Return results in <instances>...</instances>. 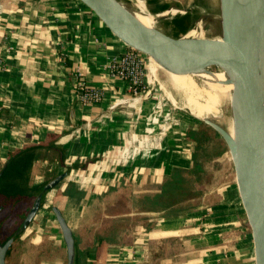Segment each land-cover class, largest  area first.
<instances>
[{"label": "crops", "instance_id": "0c3cea01", "mask_svg": "<svg viewBox=\"0 0 264 264\" xmlns=\"http://www.w3.org/2000/svg\"><path fill=\"white\" fill-rule=\"evenodd\" d=\"M126 50L79 0H0V171L33 148L30 188L65 174L13 240L6 264H67L52 207L72 232L74 264H252L235 182L178 215L155 207L165 180L193 166L195 130L151 87L133 95L108 75V60ZM77 70L103 91L101 102H78ZM117 219L126 224L111 232Z\"/></svg>", "mask_w": 264, "mask_h": 264}, {"label": "water", "instance_id": "95a60500", "mask_svg": "<svg viewBox=\"0 0 264 264\" xmlns=\"http://www.w3.org/2000/svg\"><path fill=\"white\" fill-rule=\"evenodd\" d=\"M79 1L127 49L145 62L151 63L150 58L156 62L160 66L156 71L193 74L220 67L230 76L234 136L210 120L202 122L225 142L247 222L252 264H264V0H219L220 33L202 38L186 36L196 23L173 37L156 27L142 26L127 12L128 5L119 0ZM197 23L203 33L201 21ZM64 177V173L59 174L43 185L13 234L0 241V264H6L15 237L32 223L44 193L55 189ZM51 210L65 245L67 264H74L72 232L60 211L55 207Z\"/></svg>", "mask_w": 264, "mask_h": 264}, {"label": "rangeland", "instance_id": "374dc122", "mask_svg": "<svg viewBox=\"0 0 264 264\" xmlns=\"http://www.w3.org/2000/svg\"><path fill=\"white\" fill-rule=\"evenodd\" d=\"M119 1L128 5L129 7L134 8L135 0ZM142 1L144 3L145 0ZM148 3L151 4L148 5ZM160 4H165V6L162 7V9L164 10H168L169 8L176 10L175 12L167 13L165 17L158 18L155 24L156 28L160 29L167 35L176 37L179 35V33L185 32L190 27V25L193 26L199 21H201L200 25L202 26V35L204 37H215L219 35V0H151L144 5L148 12H150L149 9L155 12L159 9L157 6H159ZM186 9L189 10V13L187 14H189L190 18L187 17V19L188 21H190V23L187 22V19H185L186 21H179L182 18L181 15L185 14L184 11ZM173 19L177 20L175 24L172 23ZM173 26L175 27V29H173ZM146 64H149V62L146 61ZM208 71L215 72L217 71V69L215 67H210L208 68ZM157 75L160 80H165L167 78V76L164 75V72H161L160 70L157 71ZM149 80V86L146 87V85H143V88L136 95H140V93L146 92V90L151 87L152 89L150 90V93L153 92V96L157 93V98L160 96L161 102L163 104H166V108H168L170 111H173L174 113H178L179 115L183 114V116L185 115L187 116V118H190L193 123V127H191L190 129L193 131L195 130L194 134L192 133V152L193 159L199 164L200 167L199 169H197V167L192 166L191 169L184 174L183 187L185 188L187 195H185L186 199L181 203L179 208H177L183 209L181 210V212H184L186 211V209H188L187 207H190L191 205H193V208L197 206V203L200 201V199L204 197L206 198L204 194L207 193L211 188L220 185H234L233 166L225 142H223L220 136L213 130H209L205 126H203L202 121L191 117L186 109L180 110L173 107L165 98L163 93L159 90L158 83L152 79ZM197 83L201 85L200 82ZM178 100L182 102V99L179 97ZM153 104L154 109H156L154 100ZM229 107L230 106L227 105L222 108L223 117H227L230 114ZM164 115L168 118V113L167 115L166 113H164ZM175 125H177V123H175L174 121H171V123L164 122V126H166V129L163 130V126L161 132L169 130ZM17 222H19L18 219L12 218L10 220V224L7 227H4V221L0 225V229L4 228L8 231V233H11L16 228L15 226L18 224Z\"/></svg>", "mask_w": 264, "mask_h": 264}, {"label": "bare ground", "instance_id": "6f19581e", "mask_svg": "<svg viewBox=\"0 0 264 264\" xmlns=\"http://www.w3.org/2000/svg\"><path fill=\"white\" fill-rule=\"evenodd\" d=\"M126 10L138 23L146 28H154L158 18L176 11L170 9L152 14L146 10L142 0H135L134 8L126 6ZM186 36L202 38L199 23H196L187 32ZM214 39L219 40V38ZM150 62L145 64L146 73L149 74L150 79L158 83L159 90L173 107L180 110L186 109L194 119L217 122L215 124L224 128L231 137L234 136L231 107H229L230 114L227 117L222 115V108L227 105L230 106L232 86V80L225 70L217 67L218 69L215 72L199 71L193 74H174L164 71L167 78L160 80L155 69L160 68V66L151 58ZM197 82H200L201 85ZM178 97L182 99V102L178 100Z\"/></svg>", "mask_w": 264, "mask_h": 264}, {"label": "trees", "instance_id": "16d2710c", "mask_svg": "<svg viewBox=\"0 0 264 264\" xmlns=\"http://www.w3.org/2000/svg\"><path fill=\"white\" fill-rule=\"evenodd\" d=\"M164 10V9H162ZM152 13H157L159 11H152L149 9ZM161 11V10H160ZM181 20L184 21L189 17V14H185L181 16ZM186 17V18H184ZM190 18V17H189ZM173 24L177 22L176 19L172 20ZM186 21V20H185ZM187 22L190 23V21ZM173 29L175 27L173 26ZM184 33V32H183ZM177 37V36H176ZM203 126H205L207 129L212 130L210 127L205 125L202 122ZM194 134V132H192ZM193 138V136H192ZM33 148L26 149L24 151H21L17 154L16 157L10 160V162L5 166L2 174L0 175V225L5 221V224H3L4 227H7L10 224V220L18 219L21 222L23 218L25 217L26 213L29 210V206L32 205L34 198L37 196V194L40 192V188L33 187L30 188L27 185V175H28V169H29V151H31ZM29 154V155H28ZM193 166L197 167L199 169V164L194 160ZM187 173V171L183 170H175L170 179L165 180L164 186H162V189L160 190V195L158 196V201L155 204V207L161 211H166L168 214L172 215H178L183 209H177L181 205V203L186 199L185 195L186 190L183 187V178L184 174ZM28 205V208H25V211L22 210L25 205ZM16 206V207H15ZM190 209L191 207H187ZM185 209V208H184ZM186 209V210H188ZM9 219V220H8ZM8 220V221H7ZM125 220L117 219L111 220L110 228H112V231L117 232L119 230V227H122V225L126 224ZM107 224V227H109ZM150 226L146 227V229H149ZM11 233H8L6 229H0V241L4 242L7 237H9ZM2 236V238H1Z\"/></svg>", "mask_w": 264, "mask_h": 264}, {"label": "built area", "instance_id": "2783aa9c", "mask_svg": "<svg viewBox=\"0 0 264 264\" xmlns=\"http://www.w3.org/2000/svg\"><path fill=\"white\" fill-rule=\"evenodd\" d=\"M146 62L136 52L127 49L123 54L108 60L104 69L108 75L115 77L125 83L129 93L136 95L144 85L146 77ZM75 92L77 100L81 105L99 103L104 98L101 89L88 84L81 72L76 71Z\"/></svg>", "mask_w": 264, "mask_h": 264}, {"label": "flooded vegetation", "instance_id": "af4514ba", "mask_svg": "<svg viewBox=\"0 0 264 264\" xmlns=\"http://www.w3.org/2000/svg\"><path fill=\"white\" fill-rule=\"evenodd\" d=\"M149 1H151V0H145L144 1V4H146L147 2H149ZM151 3H148V5H150ZM165 6V4H160L159 6H157L159 9L157 10V11H159V12H161V11H163L162 10V7H164ZM167 7H169V6H167ZM161 10V11H160ZM183 15H185V14H183ZM182 16V15H181ZM1 207V206H0ZM9 220V219H8ZM7 220V221H8ZM16 229V228H15ZM1 238H2V236H1ZM6 263V262H5Z\"/></svg>", "mask_w": 264, "mask_h": 264}]
</instances>
